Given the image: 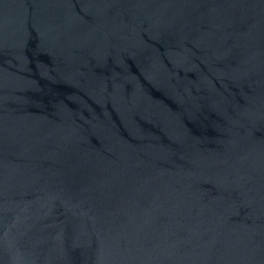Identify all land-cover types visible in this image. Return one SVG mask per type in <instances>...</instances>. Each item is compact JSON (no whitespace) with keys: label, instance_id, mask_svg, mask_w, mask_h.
<instances>
[{"label":"water","instance_id":"95a60500","mask_svg":"<svg viewBox=\"0 0 264 264\" xmlns=\"http://www.w3.org/2000/svg\"><path fill=\"white\" fill-rule=\"evenodd\" d=\"M0 264H264V0H0Z\"/></svg>","mask_w":264,"mask_h":264}]
</instances>
